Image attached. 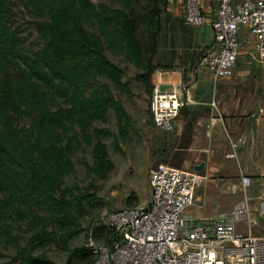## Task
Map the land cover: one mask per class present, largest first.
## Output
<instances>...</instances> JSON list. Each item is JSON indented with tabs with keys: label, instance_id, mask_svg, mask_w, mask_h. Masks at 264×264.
Segmentation results:
<instances>
[{
	"label": "trees",
	"instance_id": "obj_1",
	"mask_svg": "<svg viewBox=\"0 0 264 264\" xmlns=\"http://www.w3.org/2000/svg\"><path fill=\"white\" fill-rule=\"evenodd\" d=\"M109 1L120 7L90 0H0V243L16 251L7 261L0 253V264H52L32 255L49 244L69 251V261L93 262L88 247L67 248L81 232L88 195L66 186L64 178L74 171L71 155L83 145L90 148L92 173L104 178L113 169L102 142L111 134L92 125L112 111L125 140L130 117L110 84L128 95L130 89L106 52L141 70L136 77L150 93L166 3ZM15 4L32 19L40 47H25L11 20ZM13 222L32 231L24 247L10 230ZM96 230L94 239L108 241L105 225Z\"/></svg>",
	"mask_w": 264,
	"mask_h": 264
},
{
	"label": "built area",
	"instance_id": "obj_2",
	"mask_svg": "<svg viewBox=\"0 0 264 264\" xmlns=\"http://www.w3.org/2000/svg\"><path fill=\"white\" fill-rule=\"evenodd\" d=\"M216 1L209 19L203 0H182L185 23L191 28L209 24L213 32V41L202 50L193 72L215 81L233 76L240 50L248 43L241 38V30L252 39L251 57L264 65V0ZM162 73L154 71L151 121L155 128L173 133L181 110L193 102V95L176 81L162 90L158 81ZM200 181L194 171L163 163L152 167L148 199L112 212L105 225L108 241L99 244L89 239L85 245L92 251V264H264V236L251 230L264 215V196L255 211L243 202L216 216L198 219L188 208ZM252 183L251 176L240 178L243 188ZM237 225H244L247 232H238Z\"/></svg>",
	"mask_w": 264,
	"mask_h": 264
},
{
	"label": "rangeland",
	"instance_id": "obj_3",
	"mask_svg": "<svg viewBox=\"0 0 264 264\" xmlns=\"http://www.w3.org/2000/svg\"><path fill=\"white\" fill-rule=\"evenodd\" d=\"M90 1L95 5L105 3L111 7H120L118 2L111 3L109 0ZM11 20L21 29L22 36L26 39L27 49L40 47L41 41L34 30L33 21L20 4L13 6ZM187 29V38L182 37L183 41L172 42L173 45L193 47L210 41L212 38L209 27L198 30ZM106 55L111 62L123 70L122 81L127 84L130 94L120 92L111 84L110 88L113 95L121 101L131 122L127 128L125 140L118 137L117 119L112 111L108 112L105 122L97 121L92 125L94 128L106 129L111 134L102 139L113 163V169L104 178L98 177L89 170L92 158L88 146H81L71 155L74 171L64 178L65 185L74 189L78 194L88 195V201L83 202V216L79 220L81 232L67 243L69 250L85 246L89 239L99 244L103 243L102 238L94 239L96 228L106 225L112 212L146 201L150 193L149 170L157 164L164 163V154L167 151H172L174 148H186L188 144V135L185 132L181 138L177 130L173 133H165L153 126L150 115L152 90L147 93L144 85L137 79L136 76L141 73V70L126 62L123 56L114 55L109 51ZM197 173L201 176V181L195 191L193 203L188 208L190 212L194 206L200 209H211L208 217H212L233 209L243 202H248L252 211H255L260 197L264 196V177L253 176V183L248 188H243L240 185V178L243 174L207 175L203 170ZM10 230L18 237L21 247L26 245L27 239L32 234L31 229L24 222L11 223ZM251 230L257 235L264 236V215L252 226ZM237 231L245 233L247 228L244 225H237ZM0 253L7 255L2 259V261H7L16 254V251L11 246L0 243ZM68 253L69 251L54 244L32 251V255H39L52 264H86L78 259L69 261Z\"/></svg>",
	"mask_w": 264,
	"mask_h": 264
},
{
	"label": "crops",
	"instance_id": "obj_4",
	"mask_svg": "<svg viewBox=\"0 0 264 264\" xmlns=\"http://www.w3.org/2000/svg\"><path fill=\"white\" fill-rule=\"evenodd\" d=\"M203 2L204 12L210 19L217 8V1ZM160 19L161 30L152 59L153 65L157 66L155 71L163 72L158 77L160 88L166 90L170 83L176 81L193 95V102L181 110L175 129L181 138L184 132L188 135V144L186 148L167 151L163 164L194 171L204 163L203 171L207 175L264 177V65L250 55L251 37L246 31H240L241 38L244 41L248 39V43H244L240 50L234 74L230 79L215 81L193 72L202 50L213 41L210 25L188 26L182 15V0L166 2ZM206 27L212 33L210 41L193 47L172 44L183 41L182 37L187 38V28L198 30ZM155 78L153 72L152 82ZM231 153H234V158L229 157ZM210 212L211 209L194 206L190 213L204 219L209 218Z\"/></svg>",
	"mask_w": 264,
	"mask_h": 264
},
{
	"label": "water",
	"instance_id": "obj_5",
	"mask_svg": "<svg viewBox=\"0 0 264 264\" xmlns=\"http://www.w3.org/2000/svg\"><path fill=\"white\" fill-rule=\"evenodd\" d=\"M203 167H204V163H201L200 165H198L197 167L194 168V171L199 172V171L203 170Z\"/></svg>",
	"mask_w": 264,
	"mask_h": 264
}]
</instances>
